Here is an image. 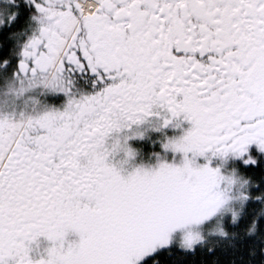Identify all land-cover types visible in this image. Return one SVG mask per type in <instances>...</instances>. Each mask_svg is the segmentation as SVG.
<instances>
[{"label": "snow or ice", "instance_id": "obj_1", "mask_svg": "<svg viewBox=\"0 0 264 264\" xmlns=\"http://www.w3.org/2000/svg\"><path fill=\"white\" fill-rule=\"evenodd\" d=\"M0 264H264V0H0Z\"/></svg>", "mask_w": 264, "mask_h": 264}, {"label": "flooded vegetation", "instance_id": "obj_2", "mask_svg": "<svg viewBox=\"0 0 264 264\" xmlns=\"http://www.w3.org/2000/svg\"><path fill=\"white\" fill-rule=\"evenodd\" d=\"M170 131V133H171V131H173V130H169ZM149 147L151 148V145H149Z\"/></svg>", "mask_w": 264, "mask_h": 264}]
</instances>
